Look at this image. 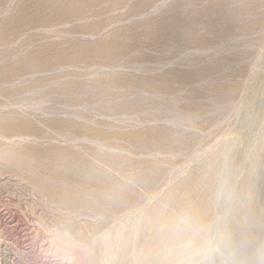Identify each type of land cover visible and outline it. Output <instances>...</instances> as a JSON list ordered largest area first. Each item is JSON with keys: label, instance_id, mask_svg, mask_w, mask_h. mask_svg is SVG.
<instances>
[{"label": "rangeland", "instance_id": "374dc122", "mask_svg": "<svg viewBox=\"0 0 264 264\" xmlns=\"http://www.w3.org/2000/svg\"><path fill=\"white\" fill-rule=\"evenodd\" d=\"M15 17L29 20L5 35ZM262 138L264 0H0V154L30 160H0V264H86L127 221L134 250L124 264H137L142 232L163 208L170 240L156 264L176 208H192L198 166L215 171V213L192 238L229 236L247 264L230 208ZM83 222L99 226L91 240Z\"/></svg>", "mask_w": 264, "mask_h": 264}, {"label": "bare ground", "instance_id": "6f19581e", "mask_svg": "<svg viewBox=\"0 0 264 264\" xmlns=\"http://www.w3.org/2000/svg\"><path fill=\"white\" fill-rule=\"evenodd\" d=\"M26 18L24 20H26ZM65 18L66 16L62 17V19ZM24 20L15 17L11 27L6 30L5 35H8L10 30L22 29L25 25ZM28 20L29 18H27L26 23ZM92 51L93 50H89L88 54ZM13 70V72L21 71L20 68H14ZM49 125L57 126V123L53 122L49 123ZM262 140L264 143V138H262ZM262 150L256 156V172L253 176H249L243 180L237 189L235 201L230 208L231 213L235 216L234 220H236L233 221L235 224L232 223L235 227L230 225V227L233 226L231 227V235L235 239L237 237L240 238V232H238L239 229L244 231L245 237L242 239L244 243L243 248L246 250L245 255H247V264H264V148ZM2 159L8 160L17 166H24L30 162L29 158H10L5 154H0V160ZM209 161L212 162V168L220 165L217 158H210ZM104 167L108 168V170H113V162L105 164ZM80 174L88 176L85 171H82ZM216 179L215 171L212 169H205L204 166H198L193 177L195 185L193 184V191L189 194L190 197H193L192 208L190 207V204L184 202L176 208L175 213L190 218L195 225H198L203 229V226L212 219L211 217L215 213V199L211 193V188L216 182ZM104 181L106 185L110 187L117 185V182L108 174L105 176ZM188 182L189 181H186L185 184ZM33 183L39 188L41 194L48 196L53 201L57 198L64 197V193L61 190L48 189L39 181H33ZM78 185L84 189L88 188V185L82 184V182H79ZM69 200L75 205L87 208L90 207L88 203L80 199L70 198ZM102 201L105 203H99L117 212L120 211L124 205L123 201V205L120 202L116 205V203L111 200L105 201L102 199ZM169 202L170 197H167L164 203L169 205ZM168 213L163 208H158L156 210L154 221L142 232V238L139 242L141 246L137 255V264H151L152 257L155 256L160 249V244L169 243L170 239L165 230L171 218V214L169 215ZM127 217L131 219V214L128 213ZM127 217L126 219L129 220ZM127 222L122 225L123 230L120 234H105L101 237L100 241H98V245L92 250V258H88L86 264H110L109 257L111 255V250L115 245H121L117 251L118 262L116 264H124V261L128 259V256L131 255L134 250L132 236L127 232L132 230V227H129L128 224H126ZM77 226L90 240L99 230L98 225L90 224L88 222L77 224ZM205 231H207V229ZM59 242L64 243V245H67L68 243L62 239H59ZM156 264H164V260H161Z\"/></svg>", "mask_w": 264, "mask_h": 264}, {"label": "clouds", "instance_id": "9594fccd", "mask_svg": "<svg viewBox=\"0 0 264 264\" xmlns=\"http://www.w3.org/2000/svg\"><path fill=\"white\" fill-rule=\"evenodd\" d=\"M170 233L172 245L163 253L165 264H239L227 236L201 234L194 240L192 234L202 233V229L186 216L176 219Z\"/></svg>", "mask_w": 264, "mask_h": 264}]
</instances>
